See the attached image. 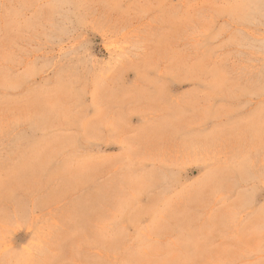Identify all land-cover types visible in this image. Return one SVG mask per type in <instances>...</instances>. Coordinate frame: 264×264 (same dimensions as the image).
Wrapping results in <instances>:
<instances>
[{"label": "rangeland", "instance_id": "obj_1", "mask_svg": "<svg viewBox=\"0 0 264 264\" xmlns=\"http://www.w3.org/2000/svg\"><path fill=\"white\" fill-rule=\"evenodd\" d=\"M0 264H264V0H0Z\"/></svg>", "mask_w": 264, "mask_h": 264}]
</instances>
